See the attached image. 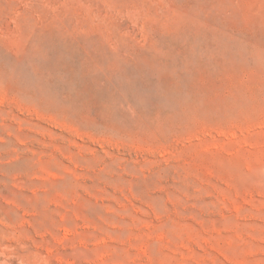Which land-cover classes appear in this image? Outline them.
<instances>
[{
    "label": "rangeland",
    "instance_id": "374dc122",
    "mask_svg": "<svg viewBox=\"0 0 264 264\" xmlns=\"http://www.w3.org/2000/svg\"><path fill=\"white\" fill-rule=\"evenodd\" d=\"M0 264H264V0H0Z\"/></svg>",
    "mask_w": 264,
    "mask_h": 264
}]
</instances>
